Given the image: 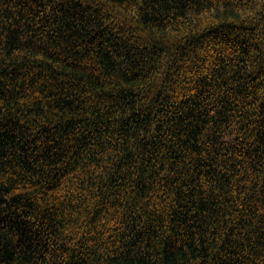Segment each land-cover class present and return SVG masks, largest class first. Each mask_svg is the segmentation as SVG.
<instances>
[{
  "label": "trees",
  "instance_id": "trees-1",
  "mask_svg": "<svg viewBox=\"0 0 264 264\" xmlns=\"http://www.w3.org/2000/svg\"><path fill=\"white\" fill-rule=\"evenodd\" d=\"M0 264H264V0H0Z\"/></svg>",
  "mask_w": 264,
  "mask_h": 264
}]
</instances>
